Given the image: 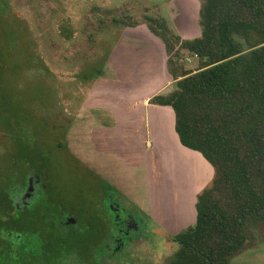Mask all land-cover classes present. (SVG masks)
<instances>
[{
	"label": "rangeland",
	"instance_id": "1",
	"mask_svg": "<svg viewBox=\"0 0 264 264\" xmlns=\"http://www.w3.org/2000/svg\"><path fill=\"white\" fill-rule=\"evenodd\" d=\"M201 2L0 0V180L10 175L21 178L26 168L22 162L24 166L27 163V175L36 171L47 185L59 189L63 206L60 214H72L88 235L90 230L101 233L95 234L91 242L98 247L115 234L116 225L115 213L108 204L110 187L95 169L115 179L123 190L122 206L142 217L146 234L139 243L136 239L129 241L123 252L107 259L109 264H166L178 248L172 236L196 221L193 205L198 193L211 182L214 170L200 154L183 148H174L172 158L162 161L155 157L154 151L148 155L127 142L101 143L98 130L102 124L113 122L100 119L99 115L97 118L87 115L84 126L88 128L90 142H84L83 146L86 160L90 158L92 166L67 148L66 135L72 121L69 113L83 107L99 80L103 86L105 83L111 86V80L116 78L127 79L134 74L143 78L142 69L132 71V65L120 70L112 61L117 59L113 54L125 33L127 42L134 39L135 43L141 38L152 43V48L136 44L141 49V62L148 60L151 50L160 57V62L168 61L163 44L147 29L145 15L165 18L184 39H192L201 34ZM96 9L129 14L140 25L136 28L109 25L99 29ZM188 61L190 69L197 68L196 58ZM145 155L149 159L147 166ZM162 175L172 190L175 210H180L184 203L191 206L187 221L178 220L175 212L168 229L130 204L133 198L142 203L155 198L157 189L164 187ZM184 210L183 207L181 211ZM76 242L86 245L79 237ZM41 244L42 240L37 238L31 247ZM94 255L96 260L100 252L94 251ZM232 264H264V243L238 256Z\"/></svg>",
	"mask_w": 264,
	"mask_h": 264
},
{
	"label": "trees",
	"instance_id": "2",
	"mask_svg": "<svg viewBox=\"0 0 264 264\" xmlns=\"http://www.w3.org/2000/svg\"><path fill=\"white\" fill-rule=\"evenodd\" d=\"M96 10L99 29L140 25L129 14ZM144 19L165 47L174 81L150 104L173 110L182 146L214 170L197 195L195 223L172 236L178 248L166 264H232L264 243V0H202L201 34L192 39L163 17ZM191 58L196 69L188 67ZM22 164L21 178L0 180V264H57L61 237L42 226L54 225L53 218L6 209L10 187L26 179L29 166ZM15 236L21 241L11 246ZM35 236L42 240L36 248Z\"/></svg>",
	"mask_w": 264,
	"mask_h": 264
},
{
	"label": "crops",
	"instance_id": "3",
	"mask_svg": "<svg viewBox=\"0 0 264 264\" xmlns=\"http://www.w3.org/2000/svg\"><path fill=\"white\" fill-rule=\"evenodd\" d=\"M124 38H126V33L120 37L116 51L113 54V58L117 57V59L112 61L116 62L120 70L128 69L132 65V71L142 69L143 73H145L143 78H139L137 74L131 75L127 79L116 80V78L115 80H111L113 81L111 86L107 83L103 86L102 80H99V84L95 85L91 90L83 107L69 113L72 121L69 126L67 142L74 156L83 161H87L90 165H92V161L90 158L86 160L83 146L84 142H90L88 133H86L88 128L84 126L89 115L92 118H97L99 115L100 119L107 120L108 118L113 122L112 124H102L98 130L97 137L101 140V143L108 145L113 140L119 143L127 142L133 146L135 145L141 152L145 151V154L148 152V155H150V152L154 151V154H156L155 157H160L162 161L171 159L172 151L176 147L187 149L182 146L176 133L175 114L173 110L170 107L150 104V100L154 96L171 91L170 88L174 81L169 74V70H166L168 61L166 63L160 62V57L153 54V50H151V54L147 55L148 60H142L141 62L140 55L142 54L139 55L141 49L139 46L136 48V44H144L142 45L143 48H152V43L147 39L141 38H137L139 43L137 41L134 43L132 41L134 39H129L130 41L127 42ZM163 48L165 51L164 45ZM166 83L171 84L166 85ZM93 109L99 111H94ZM85 135H87L86 138ZM148 162V156L145 155L146 166ZM95 170L102 175L99 174L107 182L109 187L117 191L124 199L120 184L112 177L103 174L99 168ZM163 183L164 187L157 189L155 198L151 197L149 202L142 203L133 198L130 200V204L134 205L142 214L152 217L158 224L168 229V226H171V222L175 218V212L178 220L186 222L187 218H189L191 206L184 203V212L181 211L183 207L180 210L179 208L175 210L170 185L164 179ZM195 204L193 205L194 212L196 211ZM131 205L128 206L131 207Z\"/></svg>",
	"mask_w": 264,
	"mask_h": 264
},
{
	"label": "flooded vegetation",
	"instance_id": "4",
	"mask_svg": "<svg viewBox=\"0 0 264 264\" xmlns=\"http://www.w3.org/2000/svg\"><path fill=\"white\" fill-rule=\"evenodd\" d=\"M67 148L70 149L68 142ZM14 189L11 186L8 192L9 201L6 207L8 213L14 207L16 213L24 215L26 219H29V216L51 214L49 216L53 218L55 224L50 226V224L42 222V226L53 229L61 237L57 251L63 254L64 257L58 258L57 264H109L108 260H112L117 254L123 252L129 241L136 239V243H139L145 237L146 231L142 228L144 226L142 217L134 211L126 210L122 206L124 199L111 187L107 191L110 193L107 197L109 198L108 204L115 213L116 231L103 245L98 247L92 245V239L95 234L100 235L101 233L90 230L88 235L86 229L77 222L76 217L70 213L60 214V209L63 206L58 195L59 189L47 185L46 179L36 171H32L27 175L24 183ZM77 236L81 241H86V245H79L76 242ZM14 238H12L13 241L9 240L11 246L16 244L17 241H21L20 236ZM24 243L26 244V242ZM24 243H22L23 246ZM94 251L97 254L100 252V256H97L96 260V255L92 256Z\"/></svg>",
	"mask_w": 264,
	"mask_h": 264
}]
</instances>
